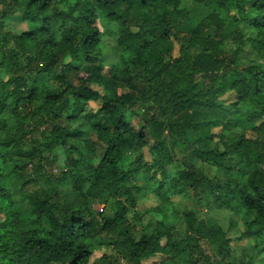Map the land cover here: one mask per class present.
Here are the masks:
<instances>
[{"label": "trees", "instance_id": "trees-1", "mask_svg": "<svg viewBox=\"0 0 264 264\" xmlns=\"http://www.w3.org/2000/svg\"><path fill=\"white\" fill-rule=\"evenodd\" d=\"M204 2L230 22L209 12L181 32L170 23L182 0H14L0 11V26L17 11L31 23L0 33V199L11 208L2 179L14 174L28 206L23 219L7 213L0 221V264H143L155 256L149 264H235L228 234L239 221L237 239L250 238L254 249L239 264L264 260V0ZM100 17L113 24L120 52L106 70ZM56 146L78 157L70 153L53 180L44 168ZM173 151L228 179L188 161L171 173ZM138 174L144 186L132 183ZM66 177L78 197L105 198L113 213L63 202ZM146 185L164 217L170 197L189 191L230 213L229 229L187 211L175 214L185 221L183 238L163 221L156 233L137 235L135 194ZM102 244L114 254L92 259Z\"/></svg>", "mask_w": 264, "mask_h": 264}, {"label": "rangeland", "instance_id": "rangeland-1", "mask_svg": "<svg viewBox=\"0 0 264 264\" xmlns=\"http://www.w3.org/2000/svg\"><path fill=\"white\" fill-rule=\"evenodd\" d=\"M14 0H0V11L7 8L9 5L13 4ZM76 0H68V2H74ZM4 2V3H3ZM209 12H214L218 14L219 19L224 21L226 24L230 22L229 14L226 11L219 10L217 8L206 5L204 0H182L181 4V12L177 19L173 20L170 25L184 32L194 27V25L203 17L207 15ZM235 13V11H234ZM99 26L101 31L103 32V38L100 45L101 52L106 63L105 70L111 65V63L116 62L119 59L120 52L116 48L115 42V34L113 31V24L109 22L104 17L99 18ZM31 26V23L24 17L23 13L20 11L15 12L12 15H9L6 18H2V26H0V33H9V34H17L24 30H27ZM197 51H195L196 53ZM125 56H134L133 52L123 53ZM173 57H177L179 55L178 46L175 45L173 49ZM3 76V73L1 74ZM90 107L96 110L99 107V103L97 102H89ZM4 116H8V113L5 112ZM135 120V118H133ZM217 129L213 128L212 133H215ZM89 139H95L92 136ZM83 147V146H82ZM102 145L97 143L96 149L97 152L93 155L94 163L97 162L98 155L101 153ZM86 151H89L86 147L84 148ZM71 153V156L74 158L78 157V153L75 151H67L61 148L60 146H56L49 155L50 160L52 161L51 166H47L44 169L46 173L51 175V179L55 180L59 176H61L62 172L67 169L66 167V159L67 156ZM149 152L144 149V159L146 161H150ZM172 163L167 166V169L171 173H175L177 170H182L183 161H188L193 164L194 167L200 169L203 174L210 177H217L220 182H225L228 178V175L224 172L217 170L215 167L206 165L201 163L199 160L194 158L192 155H185L182 157L177 151L172 152ZM10 169V165H6L3 168V171H8ZM2 180L7 182V186L10 189L11 193L9 195V202L11 203V208L6 207V203H4L0 199V221H4L7 217V213H12L15 216H18L19 219H23L27 214V205L25 200L20 195L19 188V179L16 175L10 174L8 177H4ZM1 180V181H2ZM132 183L137 186H144L145 180L142 174H138L132 178ZM71 182L69 178H65L63 181H59L58 191L63 202H72L74 201L76 205H80L87 210H89L92 214L97 215L98 213H108L112 214L114 211V207L111 205V202L106 200L105 198L93 199L90 197L80 198L77 194L71 189ZM8 201V200H6ZM159 199L153 195L152 189L150 186L146 185V187L139 193L135 194V205L133 207V211L137 213L139 216L137 220H135L136 232L137 235L141 234H153L160 229L158 225V221H163L165 224H173L174 228L172 230V235L176 238H183L186 232L185 221L182 217L177 218L176 213H183L187 211H193L197 214L198 218H202L206 220L208 225L223 227L224 229H229V216L230 213L211 209L207 206L206 201L199 200L195 198L191 192L187 191L184 195H172L170 197L169 210L167 213V217L163 216L160 212H157V207ZM165 203H161V205L167 206ZM132 216V214H130ZM239 221V220H238ZM244 229V224L242 222H238V225L235 228L229 230L228 236L231 238L230 245L234 254V263L239 264L240 261H247V254L253 253V241L245 238L237 239V236L242 233ZM163 238L162 242H164ZM200 247L203 249L205 254L211 255V249L208 246L206 241L200 242ZM103 253H107L109 255H113L114 252L107 245H100V248L95 250V253L92 259L96 260L102 256ZM160 256L152 257L146 260L143 264H149L151 261L158 260ZM257 261V260H256ZM255 263L262 264L264 260L257 261ZM117 264H125L124 261H119Z\"/></svg>", "mask_w": 264, "mask_h": 264}]
</instances>
